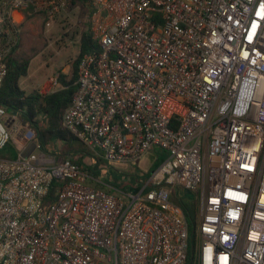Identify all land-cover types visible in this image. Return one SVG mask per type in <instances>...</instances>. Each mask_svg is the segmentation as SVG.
Instances as JSON below:
<instances>
[{
	"label": "built area",
	"instance_id": "2783aa9c",
	"mask_svg": "<svg viewBox=\"0 0 264 264\" xmlns=\"http://www.w3.org/2000/svg\"><path fill=\"white\" fill-rule=\"evenodd\" d=\"M75 14L98 50L61 121L91 154L24 129L0 156V264H185L183 192L200 194L197 264H264V0H0V86L27 17ZM20 116L0 105V154ZM151 149L137 192L94 186Z\"/></svg>",
	"mask_w": 264,
	"mask_h": 264
},
{
	"label": "trees",
	"instance_id": "16d2710c",
	"mask_svg": "<svg viewBox=\"0 0 264 264\" xmlns=\"http://www.w3.org/2000/svg\"><path fill=\"white\" fill-rule=\"evenodd\" d=\"M27 19H30V17H27ZM66 20L67 23L65 24L69 25V20L64 16L63 21L66 22ZM75 30L77 31V29ZM18 47L19 45H17L12 55L8 58V72L0 86V105L5 106L9 111H17L21 114L23 119L33 127L42 150H47L52 143H63L66 149V152L63 154H72L74 162L83 163L86 157L91 154L90 151L63 128L61 120L76 89L74 83L80 58L83 54L93 49L98 50V46L91 42L88 33L82 32L79 37L78 54L71 64V76L67 77L59 69L56 75L60 88L48 94H40L36 90L27 92L21 87L20 81L27 76L30 60L14 56ZM76 142L80 144L78 147L74 145ZM163 159L164 154L160 151L150 169L142 174L141 177H138L136 174H124L128 180L122 181L120 176L115 175L113 179L108 178L105 185L119 192L131 191L135 193ZM57 186V183H53L52 193H54ZM184 194L186 193H183V196ZM173 201L182 208L188 224V250L185 264H197L199 243L196 235L197 204L184 197L181 199L173 198Z\"/></svg>",
	"mask_w": 264,
	"mask_h": 264
},
{
	"label": "rangeland",
	"instance_id": "374dc122",
	"mask_svg": "<svg viewBox=\"0 0 264 264\" xmlns=\"http://www.w3.org/2000/svg\"><path fill=\"white\" fill-rule=\"evenodd\" d=\"M69 25L65 24L64 16H61L57 19L56 23L52 25L49 30H45L42 25L40 18L35 19H26L22 25L21 39L18 49L15 51L14 56L19 58H27L30 60L29 69H28V78H22L20 81L21 87L30 85L31 82L35 84L36 80L42 78L43 76H48L47 79L52 78L55 74L58 73V70L65 68L64 73L67 77H70L72 74L71 64L75 60L78 50H79V37L80 34L75 30L77 26H74L73 23L77 22L81 18L80 15L70 16ZM71 26V27H70ZM80 27V26H79ZM67 35V36H65ZM51 83V82H50ZM20 124V133L19 135H14L8 142L5 150L0 154L1 157L14 159L17 157V153H20V149H23V141L21 138L26 135L24 129L34 132L33 127L30 125L28 128L25 126V120L22 116L19 117ZM25 139V138H24ZM52 143L49 145V148L52 147ZM76 147L80 144L78 142L74 143ZM55 150L63 154L66 152L65 144L59 143L55 144ZM28 150V149H27ZM36 153L38 149H35ZM160 149H151L148 154H146L139 161L133 165L125 163H110L114 173L110 175V178L113 179L115 175H137L141 177L142 174L147 172L151 165L153 164L156 156L160 153ZM26 152V151H25ZM117 173V174H116ZM107 178H104L101 182L103 184H96L94 186L106 190L116 197H123L122 192L113 190L110 186L106 187ZM184 193V192H183ZM184 198L191 202L197 204L198 213L200 208V194L199 192H185ZM197 213V217H198Z\"/></svg>",
	"mask_w": 264,
	"mask_h": 264
},
{
	"label": "crops",
	"instance_id": "0c3cea01",
	"mask_svg": "<svg viewBox=\"0 0 264 264\" xmlns=\"http://www.w3.org/2000/svg\"><path fill=\"white\" fill-rule=\"evenodd\" d=\"M29 69V68H28ZM65 68H62L61 73L65 75L64 73ZM56 75V74H55ZM48 76H43L42 78H39L38 80H36L35 84H33L31 82L30 85L25 86V88H23L24 90H26L27 92H31V91H38L40 94H48V93H52L53 91L57 90L60 88V85L57 83V85H53L50 83V79H47ZM26 78H28V72H27V76ZM21 152V151H20ZM23 153H25L23 151ZM19 154V152L17 153V155ZM9 158V157H8Z\"/></svg>",
	"mask_w": 264,
	"mask_h": 264
},
{
	"label": "water",
	"instance_id": "95a60500",
	"mask_svg": "<svg viewBox=\"0 0 264 264\" xmlns=\"http://www.w3.org/2000/svg\"><path fill=\"white\" fill-rule=\"evenodd\" d=\"M31 151V148L28 149L25 153H23V156H26Z\"/></svg>",
	"mask_w": 264,
	"mask_h": 264
}]
</instances>
